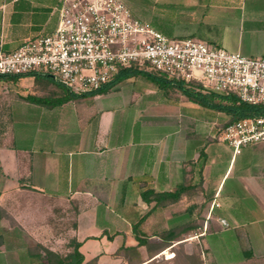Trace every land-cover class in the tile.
I'll list each match as a JSON object with an SVG mask.
<instances>
[{
	"label": "crops",
	"instance_id": "crops-1",
	"mask_svg": "<svg viewBox=\"0 0 264 264\" xmlns=\"http://www.w3.org/2000/svg\"><path fill=\"white\" fill-rule=\"evenodd\" d=\"M160 1L170 21L169 11L176 10L178 20L192 24L181 32L213 43L206 34L232 28L247 38L246 53L239 52L264 56V0ZM37 2L0 0L5 50L56 29L58 0ZM124 81L79 97L109 102L111 107L88 111L94 113L91 120L82 121L79 111L58 115L34 125L27 136L17 130L10 142L0 129L1 222L27 230L6 233L4 240L33 242L23 259L29 264L46 263L42 250L39 261L29 248L66 256L75 242L84 264H152L164 255L169 264H264V142L235 153L219 138L214 109L205 107L212 119L202 123L201 105L192 101L164 97L151 105L133 93L126 104L139 102L138 109L118 116L113 100ZM25 186L48 197L47 208L40 203L30 209L20 196L12 206L9 199ZM140 239L172 245L152 253L141 245V260L135 255L130 262L121 248L137 246ZM62 241L69 243L63 250L56 247ZM8 245L0 251V264L11 263Z\"/></svg>",
	"mask_w": 264,
	"mask_h": 264
},
{
	"label": "built area",
	"instance_id": "built-area-1",
	"mask_svg": "<svg viewBox=\"0 0 264 264\" xmlns=\"http://www.w3.org/2000/svg\"><path fill=\"white\" fill-rule=\"evenodd\" d=\"M56 11L52 33L27 38L13 50L0 46V75L48 74L83 95L108 85L122 69L136 67L264 105V56L170 37L137 17L124 0H61ZM219 133L240 153L245 146L264 142V114L227 122ZM222 223L227 225L225 219Z\"/></svg>",
	"mask_w": 264,
	"mask_h": 264
},
{
	"label": "rangeland",
	"instance_id": "rangeland-1",
	"mask_svg": "<svg viewBox=\"0 0 264 264\" xmlns=\"http://www.w3.org/2000/svg\"><path fill=\"white\" fill-rule=\"evenodd\" d=\"M61 0H58L57 6L60 4ZM128 6L132 9L134 14L145 21L148 24H153L154 21L162 18V21L166 24H169L167 19V8L162 6L160 0H124ZM39 2V0H38ZM36 3L38 6H42L43 2ZM56 10V9H55ZM171 16L169 17L172 19L173 31L175 36H189V32H181L183 29H190L192 28V24L187 23L182 17L181 20H178L177 17L174 15L176 10H170ZM54 19V15L50 22ZM170 21V20H169ZM192 20H190L191 22ZM197 21V20H196ZM190 24V25H187ZM220 28V26L216 27ZM180 29V31H178ZM221 32L219 33H210L206 35H211L212 42L217 43L221 47H224L228 50L233 51H243V44H246L247 38L242 32L237 31L232 28H225L221 27ZM225 29H229V31H225ZM197 37H200V34H196ZM201 40V39H200ZM211 41V40H210ZM149 73L158 74L152 70H143ZM131 80H122L124 81L120 86V93L119 98L113 100L114 102V109L118 116L122 115L124 112H132L138 109L137 104L128 105L126 104L129 100L128 95L133 93L138 94V98H141L148 101L150 104L154 100L161 98L163 100L164 97H167L169 100L174 101H191L179 88L176 87H167V88H160V86L149 79L145 74L139 73L132 77ZM128 79V78H126ZM121 82V81H120ZM62 93L60 85L57 81L51 77L46 75H24L19 76L18 78H11V77H2L0 79V129L7 130V134L5 135L9 142L12 139H15V133L17 130L22 131L24 133L23 136H27L29 132H31L32 127L34 125L41 124L44 126L50 119H55V116L58 115L62 116V114H69L73 112L79 111L82 121L91 120L94 117L95 110H102L106 107H111L109 102H105L101 100V102L92 103L91 100L89 101H81L78 99L72 100L69 105L65 108L57 107L55 109H48L46 106L39 104L38 99L43 98L46 100H54L55 96H59ZM29 96V99H27ZM193 102V101H192ZM224 104L227 102L223 101ZM152 105V104H151ZM150 105V106H151ZM201 105V104H199ZM201 122L205 123L206 121H211V117L205 115V106L201 105ZM149 111V110H147ZM205 111V112H204ZM64 116V115H63ZM119 118V117H117ZM214 121L217 122L215 126L219 130L225 122L228 121V118H232L231 114L214 109ZM1 182V178H0ZM1 187V184H0ZM25 190L20 191V193H15L14 197L9 199V203L12 206L17 207V196H20V202L25 203L28 205L30 209L37 208V206L41 203L46 205L51 201L48 197H39L38 194L34 193L32 188L24 187ZM27 188V189H26ZM1 194V193H0ZM1 202V201H0ZM48 210V209H47ZM68 218H72V216H68ZM72 220V219H69ZM5 223L1 222L0 218V251L1 249L7 248V245L12 253H10V264H29L23 262V259L26 258L25 252L27 250L28 244H32L33 242H25V241H13V242H6L4 240V236L7 234H16L18 232H23L24 230L27 231L23 226L16 224L14 221L7 222L4 219ZM71 222V221H70ZM65 244L68 245V241H62L56 244V247L59 249H64ZM68 247V246H67ZM184 248L181 246V249ZM67 249V248H66ZM1 255V254H0ZM167 256L164 255L160 257L158 261L153 262L152 264H169L166 260ZM27 259V258H26ZM1 261V257H0ZM187 264V263H183ZM189 264V263H188Z\"/></svg>",
	"mask_w": 264,
	"mask_h": 264
},
{
	"label": "trees",
	"instance_id": "trees-1",
	"mask_svg": "<svg viewBox=\"0 0 264 264\" xmlns=\"http://www.w3.org/2000/svg\"><path fill=\"white\" fill-rule=\"evenodd\" d=\"M170 22L169 24H166L162 21V18H159L158 20L154 21L152 25L156 29L162 31L166 35L174 38H194L191 35L189 36H175L173 31V23L172 21H169V19H165ZM196 39V38H194ZM143 73L145 74L149 79L156 82L160 88H167V87H176L179 88L191 101L201 104L205 107L217 109L220 111L227 112L231 114L232 118L229 122L247 117V116H253V115H262L264 114V105H252L245 102L240 101L237 96L235 95H221L217 94L212 91H205V88L197 83V82H184V81H176L173 82L172 80L168 79L167 76L163 73L153 74L149 73L143 70H140L136 67L131 68H124L120 71L118 76L108 85L104 86L100 90L93 91L89 94H96V93H102L113 87L116 83L132 77L136 74ZM28 75H46L48 77H51L48 74L43 73H33ZM2 77H11V78H18L19 76H7V75H0V79ZM52 78V77H51ZM57 83L61 87L62 93L59 96H55L54 100H46V99H38L39 104L49 107V108H55L58 106L63 105L64 103H67L71 100H74L81 96H86L89 94H83L78 95L72 93L68 88H66L64 85ZM27 99H29V96H27ZM227 102V104H224V102ZM141 245H146L149 253H152V251H160L162 248H165L167 246H171L172 242H165L163 244H151L148 240L140 239L137 246H131V247H125L123 246L121 248V251L123 252L124 256L129 259L131 262L132 257L135 255H138V259L140 258V253L138 250V247ZM42 250L45 253L46 263L44 262H38L37 264H84V256L79 251V243L75 242L72 245V251L68 253L66 256H63L59 253L53 252L49 250L48 248H45L43 246H36L34 248L28 249V254L31 257L38 258L39 261L42 260ZM179 252H176L175 255H178ZM144 263L143 261L140 262V264ZM187 263L188 262H184ZM85 264H95V261L92 260L90 262H87Z\"/></svg>",
	"mask_w": 264,
	"mask_h": 264
}]
</instances>
